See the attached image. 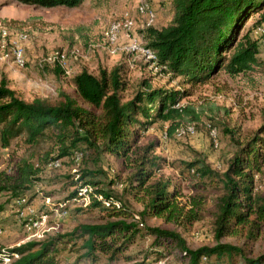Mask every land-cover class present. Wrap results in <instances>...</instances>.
Returning <instances> with one entry per match:
<instances>
[{"label": "trees", "instance_id": "16d2710c", "mask_svg": "<svg viewBox=\"0 0 264 264\" xmlns=\"http://www.w3.org/2000/svg\"><path fill=\"white\" fill-rule=\"evenodd\" d=\"M13 1L48 9L73 8L82 0ZM169 6L172 14L166 24L144 28L143 37L145 46L155 53L156 65L163 66L162 71L172 78H182L192 87L205 83L220 70L230 77L264 71V62L257 58L256 39L249 36L248 29L243 30L245 21L253 15L256 20L252 30L264 21V0H169ZM36 22H41L40 18L31 16L3 24L22 27L34 26ZM70 29L78 38L86 39L87 24L76 23ZM53 65L54 74L63 73L57 62ZM70 83L72 92L57 91L54 101L41 97L26 101L0 77V148H8L13 140L19 141L21 148L16 156L15 175L1 181L0 191L16 194L20 188H29L50 160H71L77 151L81 159L89 160L68 176L72 188L68 199L75 197L79 186L91 185L94 189L88 206L73 210L96 209L103 216L100 222L78 224L67 236L81 240L84 255L92 261L96 259L95 252L113 260L136 236L150 235L154 245L175 250L182 264H264V253L248 256L241 246L220 241L226 236L253 241L264 226V197L256 194L253 186L254 174L264 166V121L248 138L234 141L236 149L220 173L199 153L181 162L198 184L216 180L221 185V192L214 199V243L191 249L178 230L148 226L145 219L158 217L187 230L203 218L208 195L194 193L186 196V201H178V184L170 177L155 176L164 163V158L154 153L158 144L137 142L153 123L167 122V134L196 121L202 107L179 104L183 96L191 94L190 89L159 88L148 79H141L132 95L125 98L127 81L120 66L108 71L98 69L97 74L82 68ZM102 154L127 166L129 172L122 181L109 179L98 165ZM115 184H120L123 193L140 204L138 221H133L130 208L113 195L110 188ZM97 195L109 200L110 205L105 206ZM114 200L120 203L119 207L111 204ZM57 240L58 237H51L40 242L27 241L0 250V254L9 257L7 264H57ZM202 257L207 263H201Z\"/></svg>", "mask_w": 264, "mask_h": 264}, {"label": "rangeland", "instance_id": "374dc122", "mask_svg": "<svg viewBox=\"0 0 264 264\" xmlns=\"http://www.w3.org/2000/svg\"><path fill=\"white\" fill-rule=\"evenodd\" d=\"M140 1L142 0H82L73 8L57 6L44 9L21 5L13 0H0V26L6 29L9 36L17 34L26 36L23 41L25 58L23 66L14 65L9 58L2 55L3 51L0 49V77H4L7 86L26 101L33 97L54 101L57 91L71 93L70 79L82 68L97 74L98 69L108 71L113 66H120L127 81L125 98L132 95L141 79H148L152 86L159 88L190 89L191 94L183 96L179 104L190 103L202 107L198 119L186 124L193 127L194 133L176 136L174 130L166 134L168 123L158 122L151 124L142 132L137 142L158 144L154 153L163 157L164 163L155 176L170 177L178 184L180 189L178 201L184 202L186 196L194 193L208 195V201L203 208V218L194 222L187 230L165 223L158 217L145 219V223L148 226L178 230L188 248L210 246L214 243L212 235L214 199L220 194L221 185L216 180L198 184L199 181L190 176L181 162L199 153L204 156L211 168L219 173L223 171L236 149L234 141L245 140L264 121V71H255L245 77H230L220 70L205 83L190 87L182 78H172L169 73L162 71V66L150 65L139 52L120 50L128 43L127 38H119V50L110 54L104 32L108 23L123 13H127L134 21L132 37L140 45H146L144 29L141 28L136 11ZM144 1L155 10L151 27L160 28L165 25L172 14L169 0ZM31 16L39 17L41 22H36L34 26L22 27L3 24V21H19ZM255 20V15L247 19L243 30L248 29L249 36L256 39L257 58L264 62V32L260 35L253 33L252 23ZM76 23L87 24L86 39L78 38L75 33H71L70 27ZM260 24L264 27V21ZM72 52L76 54V58L72 57ZM56 53L64 55L68 74L52 72L55 61H47L46 58L53 57ZM211 128L216 131V147L212 146L209 138L208 132ZM20 152V143L16 140L11 141L8 148H0V185L1 181L15 175L16 156ZM88 160L89 158L84 157L78 163H74L63 157L58 168L44 167L37 176V182L29 188H20L16 194L0 191V250L27 241L40 242L58 237L55 244L57 264H151L154 261H160L161 264H182L175 250L154 245L150 235L136 236L132 244L113 260H109L107 255L95 252L94 261L84 255L81 240L68 238L67 234L78 224L102 221L103 214L96 209L74 212L73 209L78 207L75 206L74 199H68V194L72 190L68 185L70 180L68 176L81 169L85 165L84 161ZM88 165L92 166V163L89 162ZM98 165L106 171L109 179L122 181L129 172L127 166L119 159L109 155H100ZM253 186L254 192L264 197V166L254 174ZM110 189L119 201L138 216L140 204L129 194H124L120 184H115ZM16 195L28 199L30 206L38 212L48 211L46 205L64 202L68 206V215L61 218L48 217L42 238H35L30 236L29 232L23 231L16 219L17 211L22 210V207H16L13 203ZM45 198H48V204ZM220 241L241 246L248 256L254 257L264 253V226L253 241L244 242L237 236H226ZM201 263H207V260L201 258Z\"/></svg>", "mask_w": 264, "mask_h": 264}, {"label": "built area", "instance_id": "2783aa9c", "mask_svg": "<svg viewBox=\"0 0 264 264\" xmlns=\"http://www.w3.org/2000/svg\"><path fill=\"white\" fill-rule=\"evenodd\" d=\"M136 11L139 15L141 22V28L150 27L155 18V10L151 8L144 0L140 1L136 6ZM134 30V21L127 13H123L120 17L111 20L104 32V39L107 44L108 52L110 54L115 53L119 50L118 39H128V43L120 48V50H125L127 52H139L143 59L150 65L156 66V56L153 50L147 46L140 45L137 40L132 37ZM264 32V27L262 25L257 26L253 33L260 35ZM25 34H17L14 36H9L6 29L0 26V49L3 51L2 55L9 58L10 61L16 66H23L25 64L24 51H23V41L25 40ZM72 57L76 58V54L72 52ZM47 61H55L63 69L65 74L69 71L65 67V58L62 53H56L53 57H47ZM163 67V66H162ZM193 127L186 125L177 127L174 131L176 136L193 134ZM209 138L213 147L217 146L216 142V131L211 128L209 129ZM81 159V153L75 151L72 154V161L78 163ZM61 164V160L58 158L50 160L46 167L48 168H58ZM94 187L91 185L79 186L76 190V195L74 198L75 206L80 208H85L90 202V194L92 193ZM97 198L102 201L105 206L110 205V201L106 198L97 195ZM46 204H48V198H45ZM16 207H22V210H18L16 213V219L18 220L20 227L23 231L29 232L30 236L35 238H42V233L48 217L61 218L68 215V206L64 202H59L54 205H46L48 211L38 212L34 210L27 199L24 196H17L13 201ZM111 204L115 207H119L120 203L117 200L111 201ZM133 221H138V216L134 213L132 214ZM1 232V226H0ZM3 249H1L2 251ZM1 261L0 264H7L10 259L9 257L0 254ZM13 257H16L13 254ZM204 259V257H202ZM151 264H161L160 261H154Z\"/></svg>", "mask_w": 264, "mask_h": 264}]
</instances>
